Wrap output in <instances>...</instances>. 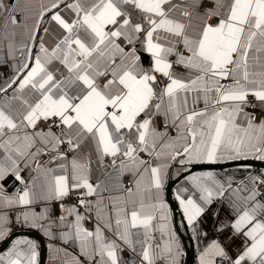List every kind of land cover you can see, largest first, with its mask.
Masks as SVG:
<instances>
[{
    "label": "snow or ice",
    "instance_id": "1",
    "mask_svg": "<svg viewBox=\"0 0 264 264\" xmlns=\"http://www.w3.org/2000/svg\"><path fill=\"white\" fill-rule=\"evenodd\" d=\"M0 67V264H39L14 225L53 264H179L173 165L264 161V0H0ZM184 179L198 236L232 213L199 264H264V172Z\"/></svg>",
    "mask_w": 264,
    "mask_h": 264
},
{
    "label": "crops",
    "instance_id": "2",
    "mask_svg": "<svg viewBox=\"0 0 264 264\" xmlns=\"http://www.w3.org/2000/svg\"><path fill=\"white\" fill-rule=\"evenodd\" d=\"M18 21L21 20V16H17ZM147 66V65H146ZM3 70V75L6 74L8 72V68L7 67H0ZM182 71V69H180ZM2 77V76H1ZM198 107H202V103L200 105H198ZM143 155V154H142ZM239 160H256V159H239ZM232 161H236V160H225V161H221V163H228V162H232ZM198 165V164H196ZM194 166V165H192ZM192 166H189V170L192 168ZM214 172L216 173V175L221 178V179H225L228 177H232L235 180H240L245 178L249 173H251L252 175H255L257 173L260 172H264L263 168H256V167H252V166H245V165H239V166H232V167H227V168H222V169H213V170H201V171H196L193 173H190L189 175H193V174H203L205 172ZM185 171L182 168L177 167L176 165H173V168L169 170V179L167 180L166 184H165V188H164V200L165 202L168 204L169 207V215H170V222L171 225L173 226L176 235L178 237V241L181 245V256L179 257V264H185L186 263V245L189 244L188 239L186 238V229L189 233V236L191 237V239L194 241V245H195V260L193 264H199V257H200V253L201 250L211 241L212 238L208 237L210 234H213L215 236V231H216V223L218 220H229L231 218V209L228 208L227 206V202H213L212 205H210L207 209V211L205 212V214L200 218L199 222H198V226H197V231L200 233V235L198 236L196 233L193 232L192 227L193 226H189L187 225V221L186 218L183 215V209L181 208L180 204H179V200L176 198L177 197V193L184 187H189L191 188V186L189 185V183L183 178L182 180H180L174 187L173 189V198L176 201V203L179 206V213L181 215V217H179L178 221H175L174 215H173V211L172 208L167 200V195H166V188H167V184L169 181L176 179V177L180 176L182 173H184ZM177 173H179V175H177ZM131 182V177L130 176H125L123 177V182L124 184H126V182ZM233 187H235V184H233ZM9 192H12L13 189L12 187L8 188ZM264 191V190H262ZM189 193H184L185 196H187ZM217 213L219 215H217ZM57 214L58 210H57ZM178 224V226H177ZM87 227L91 228L92 225H90V223H88L86 225ZM16 232H21V233H25L22 236H17L12 240H15L16 238H27V239H31L34 240L37 245H38V252H39V264H41V261L43 260V264H53V253L51 248L49 247L50 244L53 243H57L54 241H51L46 235H44V233L42 231L39 230H35V229H28V228H21L18 225H14L12 228V234L16 233ZM204 233H207V235H203ZM156 236L159 237L160 233L157 232ZM41 242H43L44 246H45V253H42V245ZM163 241L161 240V243ZM238 243V241H237ZM2 244H0L1 246ZM10 246V243L9 245ZM59 246V244H58ZM7 249L5 248V251ZM70 251L72 249H69ZM125 258H127L126 253H125ZM160 264H164L163 261L160 262Z\"/></svg>",
    "mask_w": 264,
    "mask_h": 264
},
{
    "label": "water",
    "instance_id": "3",
    "mask_svg": "<svg viewBox=\"0 0 264 264\" xmlns=\"http://www.w3.org/2000/svg\"><path fill=\"white\" fill-rule=\"evenodd\" d=\"M239 165L252 166V167L264 169V161H260V160H236V161H232L228 163H221V164L217 163L214 165L198 164V165L192 166V168L189 171L182 173L176 179L169 181L167 184V188H166V195H167V200L172 208L175 221L177 222L179 217H181V215L179 213V206L173 198V189L180 180H182L185 176L189 175L190 173H193L196 171L222 169V168L239 166ZM24 234L25 233H21V232L13 233L11 237H9V240L11 241L15 237L22 236ZM186 238L188 239L189 244L186 245V263L185 264H193L195 260V245H194V241L189 236L187 229H186ZM41 245H42V253H45V246L43 242H41ZM0 250H5L4 244L0 246ZM41 264H43V260L41 261Z\"/></svg>",
    "mask_w": 264,
    "mask_h": 264
},
{
    "label": "built area",
    "instance_id": "4",
    "mask_svg": "<svg viewBox=\"0 0 264 264\" xmlns=\"http://www.w3.org/2000/svg\"><path fill=\"white\" fill-rule=\"evenodd\" d=\"M1 76H3V70L0 68V77ZM131 182H126V184L125 185H129ZM262 190H264V189H262ZM73 195H75V193L73 194ZM67 203H75V201L74 200H69V201H67ZM90 225H92L91 223H90ZM208 237H210V238H212V237H214V235L213 234H210ZM126 256H128V253H126Z\"/></svg>",
    "mask_w": 264,
    "mask_h": 264
},
{
    "label": "trees",
    "instance_id": "5",
    "mask_svg": "<svg viewBox=\"0 0 264 264\" xmlns=\"http://www.w3.org/2000/svg\"><path fill=\"white\" fill-rule=\"evenodd\" d=\"M13 2H14V0H7V3H9V4H11V3H13ZM144 60H145V64L147 65L148 58L145 57ZM176 178H177V177H176Z\"/></svg>",
    "mask_w": 264,
    "mask_h": 264
}]
</instances>
